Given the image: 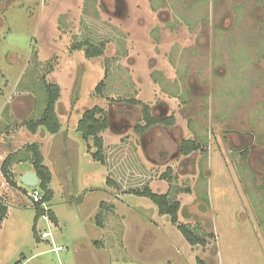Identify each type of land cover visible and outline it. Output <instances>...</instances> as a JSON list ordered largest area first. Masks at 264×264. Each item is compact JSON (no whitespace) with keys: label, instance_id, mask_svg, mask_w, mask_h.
I'll return each mask as SVG.
<instances>
[{"label":"rangeland","instance_id":"1","mask_svg":"<svg viewBox=\"0 0 264 264\" xmlns=\"http://www.w3.org/2000/svg\"><path fill=\"white\" fill-rule=\"evenodd\" d=\"M160 9L169 5L0 0V264H264V0H197L185 26L156 19ZM85 43L103 55L90 59ZM46 85L60 89L61 130L34 135L26 124L45 112ZM130 100L175 125L139 134ZM94 107L111 124L104 164L78 132ZM187 139L201 150L181 155ZM35 144L59 227L36 221L34 189L21 182ZM147 186L180 203L178 225L131 193ZM179 225L206 246L188 244Z\"/></svg>","mask_w":264,"mask_h":264},{"label":"trees","instance_id":"2","mask_svg":"<svg viewBox=\"0 0 264 264\" xmlns=\"http://www.w3.org/2000/svg\"><path fill=\"white\" fill-rule=\"evenodd\" d=\"M78 49L84 50L90 59H95L103 55V47L97 48L96 46L89 43L80 44L78 46ZM46 88L48 92V100L45 112L38 120H31L26 124L27 129L34 135L37 134V132L41 129L46 130L51 135H57L61 130V122L57 112L60 89L57 86L53 85H46ZM103 88L104 84L100 83L97 92L101 94ZM129 104H136L141 107V123L136 128V131L139 134L146 133L150 129L157 126H166L170 128L175 125V119L173 117L163 120L154 117L152 115L151 108L147 104L136 102L135 100H130ZM110 127L111 124L109 118L104 116V111L99 107H94L91 110L87 111L83 115L78 127V132L82 134L83 139L87 143L93 141L94 148L96 150V152L93 154V158L95 161L101 164L105 163L104 141L101 135ZM28 149V151L32 154L31 161H33L32 164L34 167V172L39 178V189H41L43 193L42 201L38 204H35L34 206L36 212V221L43 217H48L52 222H56L54 213L50 209L47 210L42 207L44 204H50L54 199V193L50 189V185L53 180L52 172L45 165V158L38 145H32ZM88 149L90 148L88 147ZM200 150V144L190 139L184 140L180 146V153L183 156H190L191 154L196 153ZM12 164L13 159L8 158L2 167L3 175L10 182L11 180L9 177V170ZM109 183L114 184L111 180L109 181ZM12 185H14L13 182ZM131 193L135 196L150 200L158 208L160 215L169 217L173 225L179 224V212L181 209V205L178 202L171 201L168 195L157 194L153 192L149 186L145 187L142 190H133ZM7 216V207L0 204V219L4 220ZM98 219V224H102L103 217H99ZM178 229L186 239L187 243L191 246H206V240L198 236L197 233L191 230L189 227L185 225H179ZM35 236L37 237V233H35Z\"/></svg>","mask_w":264,"mask_h":264},{"label":"crops","instance_id":"3","mask_svg":"<svg viewBox=\"0 0 264 264\" xmlns=\"http://www.w3.org/2000/svg\"><path fill=\"white\" fill-rule=\"evenodd\" d=\"M145 1V0H144ZM192 2H188L187 4H185L186 0H184L183 3H180V10L178 9V7H176V11L175 9L172 10L170 9V4H173V0H153V4L155 6H165L168 7L169 5V9H160V16L158 15V17H156V19L158 18L159 21H162L164 20L165 18H167L166 20L167 21H170V24H174V25H181V26H185L186 24H190V25H193L194 23H192L191 21L195 20V17H194V11H193V6L196 4V1L197 0H191ZM152 0H148V3L150 6H152L153 4H151ZM162 2V3H161ZM163 14L164 16L167 14L169 16H166V17H163ZM183 16V19H181ZM185 23V25H183ZM170 26V25H169ZM201 43V40H196V43L194 42V44H198V42ZM45 164H46V159H45ZM51 171V170H50ZM51 186V185H50ZM51 189V188H50ZM52 190V189H51ZM26 192V191H25ZM51 204V203H50ZM51 206V205H50ZM52 212L53 210L51 209V207L49 208ZM48 210V208H47ZM9 212V211H8ZM54 213V212H53ZM55 217H56V222H52L51 220L48 222V226L49 227H59V223H60V220L58 218V216H56V214L54 213ZM44 218V217H43ZM104 218V216H103ZM45 219V218H44ZM40 220V219H39ZM38 220V221H39ZM104 221V219H103ZM103 221H102V224H99L101 228H103ZM36 231H37V228L35 227ZM50 231V230H49ZM49 231H45V232H49ZM44 232V233H45ZM51 232V231H50ZM52 233V232H51ZM42 234V233H41ZM41 236V235H40ZM37 240L40 241V238H39V235L37 234Z\"/></svg>","mask_w":264,"mask_h":264},{"label":"built area","instance_id":"4","mask_svg":"<svg viewBox=\"0 0 264 264\" xmlns=\"http://www.w3.org/2000/svg\"><path fill=\"white\" fill-rule=\"evenodd\" d=\"M34 190H33V193H28L27 194V196L29 197V198H31V200L33 201V204L35 205V204H38V203H40L41 201H42V195L40 194V191L38 190V187H36V188H33ZM43 208H47V206H46V204H44L43 206H42ZM46 220H48L47 218H46ZM49 221V220H48ZM50 236H52V233L49 231V232H45V233H42L41 234V238L42 239H47L48 237H50ZM59 248H55V250H58Z\"/></svg>","mask_w":264,"mask_h":264},{"label":"water","instance_id":"5","mask_svg":"<svg viewBox=\"0 0 264 264\" xmlns=\"http://www.w3.org/2000/svg\"><path fill=\"white\" fill-rule=\"evenodd\" d=\"M23 186L28 188H36L39 186V178L36 173L31 172L26 174L21 180Z\"/></svg>","mask_w":264,"mask_h":264},{"label":"clouds","instance_id":"6","mask_svg":"<svg viewBox=\"0 0 264 264\" xmlns=\"http://www.w3.org/2000/svg\"><path fill=\"white\" fill-rule=\"evenodd\" d=\"M40 184V183H39ZM39 187V186H38ZM47 206V205H46ZM47 209V208H46ZM45 219L47 218L49 221H50V219L48 218V217H44Z\"/></svg>","mask_w":264,"mask_h":264}]
</instances>
